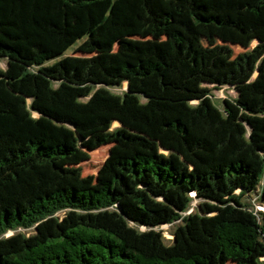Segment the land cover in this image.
I'll return each mask as SVG.
<instances>
[{"label": "trees", "instance_id": "trees-1", "mask_svg": "<svg viewBox=\"0 0 264 264\" xmlns=\"http://www.w3.org/2000/svg\"><path fill=\"white\" fill-rule=\"evenodd\" d=\"M0 60V264H228L262 248L246 200L264 205V0H0ZM223 87L236 97L218 108ZM243 123L260 126L248 160Z\"/></svg>", "mask_w": 264, "mask_h": 264}, {"label": "rangeland", "instance_id": "rangeland-1", "mask_svg": "<svg viewBox=\"0 0 264 264\" xmlns=\"http://www.w3.org/2000/svg\"><path fill=\"white\" fill-rule=\"evenodd\" d=\"M80 44V42H78L77 44L73 45L71 48H69L65 54H63L62 56L53 59L49 62H47L45 65H52L54 63H56L57 61H59L60 59L66 57V56H81V54L76 53L75 50L77 48V46ZM254 46V44L251 45L250 49ZM232 50L234 52V56L245 52L246 50L240 48V47H232ZM6 66V63L4 60H0V68L4 69ZM126 90V84H122L121 87L119 88H111L109 91L113 94V95H117V96H121L122 93ZM211 94L213 96L212 100L213 103L215 104V106H217L218 108L221 107V102L224 99L227 100H232L236 97L235 92L231 89V88H227V87H223L220 89H212L211 90ZM90 97H87L85 99H81V102H86L88 101ZM142 102H144V100H141ZM192 105H196V102H193ZM261 125H264V123H262ZM258 128H260L259 125H256ZM256 126L254 125H250L248 123H243V127H244V132L241 135V137L238 138V142L240 144H245L244 147V151H245V158L246 160L250 159V158H254L257 157L258 155L262 154L259 151H257L254 148V143L251 141V134L254 130H257ZM118 127V123H113L112 128H116ZM264 126H262L263 128ZM262 130V134L264 136V129ZM262 136V135H261ZM108 146L102 147L96 151L90 152L89 153V160L82 163L80 165L81 168V173L82 176H87V175H95L98 171V169L101 167V165L104 163L107 155H108ZM255 194L253 193L252 195H250V199H247L246 202L247 203H251L253 205V208L255 209L256 212H261L264 213V205L262 203L259 202V200L255 199ZM251 201V202H250ZM195 203L193 202L192 205H194ZM191 210H189L190 212ZM60 218H62L64 216V213H59L57 214ZM180 225V222H175L171 225H164L162 227L159 228V230L162 232V236L164 238V242L166 245H170L171 244V240H172V234L175 230V228ZM35 232L34 228L28 229V230H21L18 229L16 231L13 232H8L5 237H9L18 233L24 234L25 236H31L33 235ZM228 264H264V240L262 241V248L259 249L258 253L255 255L254 258L248 260V261H238V262H230Z\"/></svg>", "mask_w": 264, "mask_h": 264}]
</instances>
